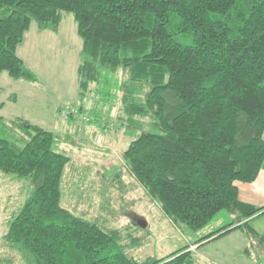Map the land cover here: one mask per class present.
<instances>
[{
    "label": "trees",
    "instance_id": "obj_1",
    "mask_svg": "<svg viewBox=\"0 0 264 264\" xmlns=\"http://www.w3.org/2000/svg\"><path fill=\"white\" fill-rule=\"evenodd\" d=\"M63 11L82 40L79 96L120 93L122 127L138 131L122 159L147 194L190 230L221 210L236 215L191 244L263 213L239 198L235 180H254L264 162V0H0V73L35 81L17 46L32 21L57 30ZM56 146L53 130L0 115V171L31 185L4 234L25 264L195 262L187 244L135 259L117 228L62 206L70 157Z\"/></svg>",
    "mask_w": 264,
    "mask_h": 264
},
{
    "label": "rangeland",
    "instance_id": "obj_2",
    "mask_svg": "<svg viewBox=\"0 0 264 264\" xmlns=\"http://www.w3.org/2000/svg\"><path fill=\"white\" fill-rule=\"evenodd\" d=\"M81 44L69 11L62 12L57 30H39L32 21L17 54L37 79L26 81L6 71L0 73V115L8 122L20 117L53 130L56 147L70 157L61 180V205L104 228H117L124 251L135 259L161 257L187 244L195 256L190 264H264V240L259 237L264 235V212L251 218L249 225L232 228L236 222L222 229L225 232L191 244L236 215L221 210L205 227L190 230L172 222L147 194L122 159V151L138 131L122 127L121 121L126 123L127 117L120 93L101 99L93 90L84 99L79 96ZM67 104H81L89 119L68 122L57 111ZM235 183L241 199L263 204L264 162L254 180ZM30 188L29 180L0 171V264H25L5 242L4 234ZM136 219H143L146 226L139 227Z\"/></svg>",
    "mask_w": 264,
    "mask_h": 264
},
{
    "label": "built area",
    "instance_id": "obj_3",
    "mask_svg": "<svg viewBox=\"0 0 264 264\" xmlns=\"http://www.w3.org/2000/svg\"><path fill=\"white\" fill-rule=\"evenodd\" d=\"M64 118H72L75 121H86L89 119V115L85 110L80 109L78 106L74 105H64L61 107L59 112Z\"/></svg>",
    "mask_w": 264,
    "mask_h": 264
},
{
    "label": "water",
    "instance_id": "obj_4",
    "mask_svg": "<svg viewBox=\"0 0 264 264\" xmlns=\"http://www.w3.org/2000/svg\"><path fill=\"white\" fill-rule=\"evenodd\" d=\"M138 224H139L141 227L146 226V223H145V221H143V219H142V220H138Z\"/></svg>",
    "mask_w": 264,
    "mask_h": 264
},
{
    "label": "crops",
    "instance_id": "obj_5",
    "mask_svg": "<svg viewBox=\"0 0 264 264\" xmlns=\"http://www.w3.org/2000/svg\"><path fill=\"white\" fill-rule=\"evenodd\" d=\"M258 174V173H257ZM257 176V175H256ZM238 195H239V192H238ZM240 198V197H239ZM241 199V198H240ZM242 201H245V202H248V201H246V200H243V199H241ZM248 203H251V204H253L254 205V203H252V202H248ZM264 204V203H263ZM263 204H258V205H256V206H261V205H263Z\"/></svg>",
    "mask_w": 264,
    "mask_h": 264
}]
</instances>
